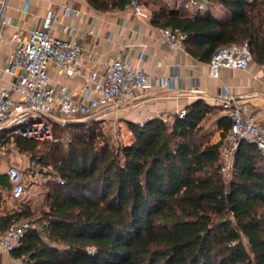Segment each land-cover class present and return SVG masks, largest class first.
Segmentation results:
<instances>
[{"label": "trees", "instance_id": "obj_1", "mask_svg": "<svg viewBox=\"0 0 264 264\" xmlns=\"http://www.w3.org/2000/svg\"><path fill=\"white\" fill-rule=\"evenodd\" d=\"M87 1L109 10L131 0ZM213 1L229 16L148 4L155 24L187 34L196 58L211 62L219 46L248 42L264 66V0ZM215 108L198 99L184 117L130 122L131 144H116L96 119L55 122L52 140L0 131L49 169L39 211L30 201L0 210V233L16 221L31 225L12 255L28 264H264V154L241 141L226 181L221 147L231 122L218 117L214 141Z\"/></svg>", "mask_w": 264, "mask_h": 264}, {"label": "built area", "instance_id": "obj_2", "mask_svg": "<svg viewBox=\"0 0 264 264\" xmlns=\"http://www.w3.org/2000/svg\"><path fill=\"white\" fill-rule=\"evenodd\" d=\"M148 1L131 0L125 9L141 18L150 19ZM162 1L192 16L213 12L216 4L213 0ZM70 2L71 0H64L58 11L48 12L49 23L46 28H35L28 36H23L20 32L12 35L14 50L4 73L12 75L14 79L9 84L0 85V131L35 137L40 131L47 130L51 120L63 125L72 120H101L110 110L128 104L138 93L146 92L156 85H171L170 78L153 77L143 67L132 66L121 58H109L100 67H85L82 64L81 45L74 38L64 39L54 34V26L61 22L63 15L79 18L86 16L82 9ZM6 21L10 23L11 18L5 20V12L2 11L0 38L1 27ZM65 30L72 37L77 35L75 26L66 25ZM160 34L173 48L182 47L187 37L186 33L171 27H161ZM252 62L254 56L248 42L222 45L214 52L210 62V75L220 78L222 68L246 69ZM51 66L67 78H79L81 88L78 98L70 84H65L60 91L56 90L48 72ZM219 102L231 122L221 147V170L225 180L229 181L235 152L241 141L255 143L264 154V111L261 116L255 114L248 101L237 98L226 86L220 94ZM186 113V109L178 112L180 117H184ZM148 119L150 118L142 116L137 125L143 127ZM114 127L119 129L118 124ZM123 144H127L125 139ZM3 147L4 141L0 137V150ZM7 175L12 185V198L20 202V207L30 193L24 173L15 166H9ZM30 227L28 221L20 220L0 233V252L12 254ZM15 259L17 264H28L27 257Z\"/></svg>", "mask_w": 264, "mask_h": 264}, {"label": "crops", "instance_id": "obj_3", "mask_svg": "<svg viewBox=\"0 0 264 264\" xmlns=\"http://www.w3.org/2000/svg\"><path fill=\"white\" fill-rule=\"evenodd\" d=\"M64 0H0V24L2 11L5 20L11 18L1 27L0 38V85L9 84L14 77L4 73L14 50L12 35L20 32L28 36L35 28L48 26L49 11H58ZM73 6L82 9L86 16L63 15L61 22L55 24L54 34L64 39L74 38L82 47V64L87 67H100L109 58H121L132 66L143 67L151 76L170 78V86H153L146 92L138 93L128 104L110 110L104 123L118 124L121 135L127 144L134 140V133L129 126L142 116L149 118L162 117L172 121L180 110L187 109L198 99H203L215 106L212 121L208 125L213 132V140L221 139L218 128V117L227 115L219 102L220 94L226 86L237 98L248 101L255 114L261 116L264 111V66L252 62L246 69L222 68L220 78L210 75V62L202 61L186 49L183 43L180 48H173L161 34V25L152 19H144L132 14L127 9L100 10L87 0H71ZM215 16H217L214 13ZM223 18L229 16L225 12ZM218 17V16H217ZM75 26L77 35L72 37L65 26ZM91 29L93 32L91 33ZM53 85L60 91L65 84L74 88L75 97L81 88L78 77L67 78L51 66L48 69ZM9 163L0 162V210L12 211L20 202L12 198V185L7 170ZM10 184V187L6 186ZM30 201L31 199H25ZM24 202V203H25ZM2 213H0L1 216ZM0 264H17L15 257L7 252H0Z\"/></svg>", "mask_w": 264, "mask_h": 264}, {"label": "rangeland", "instance_id": "obj_4", "mask_svg": "<svg viewBox=\"0 0 264 264\" xmlns=\"http://www.w3.org/2000/svg\"><path fill=\"white\" fill-rule=\"evenodd\" d=\"M214 11L219 18H223V14L226 9L219 3L214 5ZM154 5L150 6L152 11ZM56 121H50L47 130H42L35 135V138L44 141L45 139L52 140L54 132V124ZM104 133L112 137L116 144H123L124 138L120 139L121 131L120 129L114 127L109 122L102 123L101 126ZM59 130V128L57 129ZM66 136V135H65ZM68 136V135H67ZM128 142V140H126ZM5 161L9 163L10 166H15L21 169L24 173V179L27 182L30 193L26 199H31V205L39 211V208L43 207L45 202L46 187L44 186L48 177L44 172H48V168H43L34 162L32 155L27 152H22L16 145L14 138L11 137L4 141V147L0 150V162Z\"/></svg>", "mask_w": 264, "mask_h": 264}, {"label": "water", "instance_id": "obj_5", "mask_svg": "<svg viewBox=\"0 0 264 264\" xmlns=\"http://www.w3.org/2000/svg\"><path fill=\"white\" fill-rule=\"evenodd\" d=\"M92 120L94 119L92 118L88 120H72V121H69L67 124H70V125L86 124L87 122L92 121Z\"/></svg>", "mask_w": 264, "mask_h": 264}]
</instances>
